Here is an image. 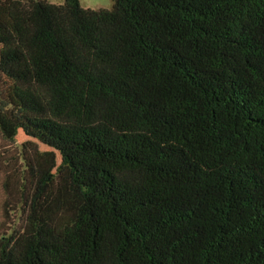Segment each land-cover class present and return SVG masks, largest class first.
Segmentation results:
<instances>
[{
	"label": "trees",
	"instance_id": "1",
	"mask_svg": "<svg viewBox=\"0 0 264 264\" xmlns=\"http://www.w3.org/2000/svg\"><path fill=\"white\" fill-rule=\"evenodd\" d=\"M63 1L0 0V264H264V0Z\"/></svg>",
	"mask_w": 264,
	"mask_h": 264
},
{
	"label": "rangeland",
	"instance_id": "2",
	"mask_svg": "<svg viewBox=\"0 0 264 264\" xmlns=\"http://www.w3.org/2000/svg\"><path fill=\"white\" fill-rule=\"evenodd\" d=\"M47 2L54 5L64 3L63 0H47ZM79 2L86 10H112L115 5V0H79ZM21 166L19 148L4 140L0 133V242L14 231L18 233L23 226L22 206L19 203L18 193ZM8 173H10L11 197L6 200L5 178Z\"/></svg>",
	"mask_w": 264,
	"mask_h": 264
}]
</instances>
